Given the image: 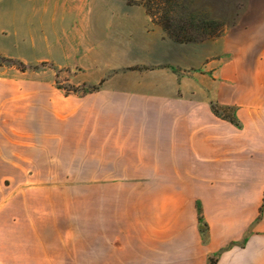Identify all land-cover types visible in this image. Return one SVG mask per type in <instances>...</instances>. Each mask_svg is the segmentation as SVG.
<instances>
[{"label":"crops","instance_id":"1","mask_svg":"<svg viewBox=\"0 0 264 264\" xmlns=\"http://www.w3.org/2000/svg\"><path fill=\"white\" fill-rule=\"evenodd\" d=\"M140 1L0 0V54L96 86L0 67V264H264V0L197 42Z\"/></svg>","mask_w":264,"mask_h":264},{"label":"rangeland","instance_id":"2","mask_svg":"<svg viewBox=\"0 0 264 264\" xmlns=\"http://www.w3.org/2000/svg\"><path fill=\"white\" fill-rule=\"evenodd\" d=\"M248 0H182L181 10L186 18H194V26H197L200 33H203V25L208 26L204 31H216L219 34L225 30L239 26L244 17L245 7ZM176 15V10L171 12ZM207 23V24H206ZM202 36H206L202 34ZM207 38V37H206ZM209 38H212L209 36ZM208 39V38H207ZM7 52L15 56H4L0 54V67L11 72L16 78L23 71L44 72L46 87L51 85L62 90L64 94L84 93L94 89L93 85L85 83L76 85L74 83V73L69 68H58L52 62L53 56L41 50L27 49L19 41L18 45L8 47ZM12 52V53H11ZM17 56V57H16ZM21 56V57H20ZM50 57V58H48ZM39 58H43L40 60ZM219 114L225 118H234L232 107L218 106ZM264 211V202L260 207V215ZM203 217L201 218V221ZM217 255L211 257L216 260ZM210 259V260H211Z\"/></svg>","mask_w":264,"mask_h":264},{"label":"trees","instance_id":"3","mask_svg":"<svg viewBox=\"0 0 264 264\" xmlns=\"http://www.w3.org/2000/svg\"><path fill=\"white\" fill-rule=\"evenodd\" d=\"M130 2H136V0H129ZM182 0H141L140 2L144 4L147 8L149 14L154 21L159 23L167 34L177 42H197L202 41L209 36L215 37L220 35L216 31H209L208 33L203 25V33L194 26V18H186L185 14L181 10ZM176 10V15L172 16L171 12ZM205 34L206 36H202ZM207 37V38H206ZM96 86L94 87V89ZM214 111L219 114L218 108L214 106ZM233 122H236V118H229ZM199 218H202V210L199 207ZM216 260L211 259L210 264H215Z\"/></svg>","mask_w":264,"mask_h":264}]
</instances>
